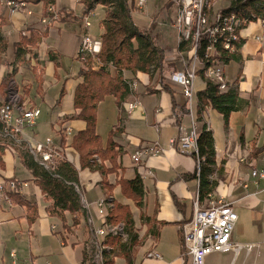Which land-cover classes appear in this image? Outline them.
Instances as JSON below:
<instances>
[{"label": "crops", "instance_id": "1", "mask_svg": "<svg viewBox=\"0 0 264 264\" xmlns=\"http://www.w3.org/2000/svg\"><path fill=\"white\" fill-rule=\"evenodd\" d=\"M51 1L47 6L43 2H25L10 13L0 0V104L5 99L3 85L11 75L17 83L20 100L40 109L36 125L24 127V140L33 137L36 142L41 133H48L54 142H58L59 131L69 128L71 134L64 141V155L79 168V157L70 141L73 134L83 129L84 122L66 116L78 112L73 108V89L80 80L79 71L84 67V61L77 57L81 37L86 32L100 36L105 8L95 7L103 10L98 25L90 23L94 8L88 18L89 26H85L84 5L79 0ZM168 1L155 4L149 22V18L135 14L142 10L137 8L131 13L132 19L141 31H147L155 16L159 34L157 43L166 49L164 44L173 40L178 54L169 56L166 49L167 56L185 57L184 51H178L174 21L166 28L163 26L168 18L160 24L158 21V13L166 8L175 18V3L171 1L167 7ZM48 5L57 14L55 20H52ZM226 6L225 0L215 3L216 8ZM43 19L50 23H43ZM139 19L142 21L138 22ZM239 37L242 43L237 51L238 59L224 62L223 72L229 85L235 83L238 96L245 103L240 110L230 114L226 126L222 115L211 107L202 112V120L197 119V92L205 85L201 74L194 79L190 113L181 87L167 79L173 69L164 67L161 73L163 82L171 86L173 93L161 87L157 73L123 72L130 84L134 82L131 94L120 105L114 97L105 96L95 110L96 131L103 144L107 143L110 130L121 129L112 138L122 152L119 158L121 170L103 176L97 170L79 169L78 188L82 194L83 213L80 223L70 231L62 228L58 218L48 216L47 202L30 171L15 151L6 148L2 155L4 167L0 168V183L3 184L0 189V264H82L85 252H89L92 226L103 221L95 201L110 197L128 204L132 212L139 241L131 264H191V258L181 244L180 227L192 216L193 204L198 200V180L185 179L182 175H192L197 161L194 156L180 151L179 142L181 129L190 132L195 126L199 133L204 123L214 133L215 160L217 168H222V177L209 198L199 202L205 206L210 199H222L230 203L237 214L231 234L233 247L211 253L207 257H215L206 264H264V180L255 181L250 175L254 168L264 170V28L258 20L250 21L240 30ZM21 42L25 44L21 45L22 52L17 58V45ZM132 99L138 101V106L126 112L124 104ZM183 106L185 112L180 113L178 108ZM155 142L162 152L147 156L142 168H137L131 154L139 147ZM102 163L108 165L106 161ZM139 169H149L152 173L142 176L143 217L137 206L123 197L116 184L120 176L135 178ZM10 180L18 182L14 190L36 204L38 215L33 221L27 218V208L14 203L8 196V192L13 191L7 185ZM104 181L112 188L108 189ZM237 245L239 248L235 249ZM151 248L160 254V258L145 257ZM113 264L127 262L116 256Z\"/></svg>", "mask_w": 264, "mask_h": 264}, {"label": "trees", "instance_id": "2", "mask_svg": "<svg viewBox=\"0 0 264 264\" xmlns=\"http://www.w3.org/2000/svg\"><path fill=\"white\" fill-rule=\"evenodd\" d=\"M24 2L50 4L51 0H22ZM84 5L83 13L92 11L96 6L105 8L104 17L101 21L102 33L100 34L101 49L96 54V59L87 57L84 67L79 71L80 80L73 89V108L78 112L66 116V118L80 119L84 122L83 129L73 134L70 146L79 157V168L75 167L67 158L57 161L55 168L46 170L40 166L28 153L22 144L14 145L8 138L0 136V168L4 167L2 155L6 148L15 151L20 162L28 169L35 184L40 188L44 200L47 202L46 213L48 216L60 220L62 228L70 231L72 227L80 223L83 213L81 199L75 186L78 187L79 169L89 168L97 170L105 176L110 173H119L121 164L119 158L121 151L112 142L121 129L116 128L108 133L106 144L102 143L96 131V107L105 96H112L120 105L131 94L130 82L124 78V71H137L158 74L161 87L169 93H173L171 86L163 82L162 70L164 67L173 70L185 69L187 57L179 56L169 58L166 49L157 43L158 28L155 16L153 17L147 31H141L132 19V12L136 9L134 0H79ZM224 1V0H222ZM227 6L221 7L225 13H233L242 22L253 21L260 17L264 9V0H225ZM166 2V6L171 4ZM244 20V21H243ZM244 27V23L241 25ZM33 43V42H32ZM242 41L238 43L240 47ZM21 42L17 45L16 56L22 52ZM188 47L179 45L178 51H185ZM78 57V56H77ZM223 58L227 64L231 60L238 59V53L233 52ZM184 61V63H183ZM112 68V70H111ZM204 88L197 92L198 109L197 119L202 120V112L206 107L217 110L223 117L226 126L232 112L240 110L245 101L237 93L235 83L228 84L225 91L218 90V84L210 78H205ZM4 87V85H3ZM174 110L177 106L174 104ZM180 113L185 108H178ZM3 127L0 121V130ZM60 133V131H59ZM214 133L204 123L197 135V148L199 168L195 169L192 175H182L185 179L197 178L198 200L203 201L209 198L213 192L218 179L222 177V168H217L215 160ZM61 135V134H60ZM60 141L63 142L61 135ZM100 159V162L97 161ZM106 161L108 165L102 162ZM108 189L112 186L104 181ZM121 194L140 210L143 207L144 186L142 178L137 173L135 178L127 179L123 176L116 181ZM8 196L14 203L24 206L29 221H33L37 215V206L25 199L18 191L8 192ZM108 221L111 223L124 222V230L128 233L126 242L117 237H108L105 242L111 247L106 252L108 262L113 264L116 256H121L127 264L132 263L135 247L138 245V232L134 229L132 212L128 204H122L114 200V206L108 214ZM91 251V244L89 247ZM89 252H85V260L89 258Z\"/></svg>", "mask_w": 264, "mask_h": 264}, {"label": "built area", "instance_id": "3", "mask_svg": "<svg viewBox=\"0 0 264 264\" xmlns=\"http://www.w3.org/2000/svg\"><path fill=\"white\" fill-rule=\"evenodd\" d=\"M147 0H135L137 9H142ZM175 3L176 15L174 25L177 31L178 45L188 48L184 51L187 57V65L182 70H172L168 75V81L181 87L185 98V105L191 113L192 98L194 95L193 83L197 75L201 74L204 79H213L218 84L219 91L228 89V83L223 72L224 56L238 51V43L241 41L240 30L242 22L233 13L223 12L221 7H215L219 0H170ZM10 13H14L24 5L22 0H3ZM48 11L52 13V20L57 17L51 5ZM91 11L84 14L85 26H89L88 18ZM264 28V9L260 17L256 18ZM43 23H50L47 19ZM100 36H92L84 33L78 48V57L85 61L87 57L96 59V54L101 49ZM264 58V53H263ZM134 87V82H131ZM5 99L0 104V121L3 124L0 136L8 138L14 145L23 143V146L31 157L46 170L55 168L57 161L65 157L64 144L66 138L71 134L69 128H64L59 135L63 136L54 142L53 138L47 137L43 142L31 143L24 140L22 134L24 127H34L40 115V109L34 105H27L20 100L17 83L11 75L7 78L5 88ZM138 106V101L133 100L124 104L126 112H131ZM198 132L195 126L190 132L181 129L179 149L181 152L196 158L197 169L199 168ZM161 146L155 142L151 145L139 147L131 154V159L137 168H142L147 156H157L162 152ZM100 162V159L97 158ZM138 174L142 176L152 174L151 170L139 169ZM250 175L255 181L264 180L263 169H252ZM10 190L17 189L18 182L10 180L7 183ZM81 202L82 194L75 186ZM0 189L3 184L0 183ZM86 204L85 202L83 203ZM98 215L103 220L97 227L92 226L91 251L89 259L82 264H110L106 257L110 245L105 242L108 237H117L126 242L128 233L124 230V222L111 223L108 214L114 206L113 199L99 198L95 201ZM237 221V214L231 204L222 199H210L207 205H202L199 200L193 204L192 216L185 221L181 227V240L184 251L191 258V264H205V258L214 252H224L233 247L231 234ZM91 224V220L88 222ZM139 241V238H138ZM238 249L237 245L234 247ZM146 258H160V254L151 248L145 253ZM112 264V263H111Z\"/></svg>", "mask_w": 264, "mask_h": 264}, {"label": "rangeland", "instance_id": "4", "mask_svg": "<svg viewBox=\"0 0 264 264\" xmlns=\"http://www.w3.org/2000/svg\"><path fill=\"white\" fill-rule=\"evenodd\" d=\"M160 4V3H162V0H147L146 1V3H145V5H144V7L142 8V10H138L137 12H135V14H137V15H140L139 17H141V16H143L144 18H147V20H148V18H149V20H148V22L150 21V19H151V15L153 14V12H154V10L156 9V6H155V4ZM168 7V6H167ZM164 10V9H163ZM102 11L103 10H101V8H95V10L94 11H92V13H94V16H92L91 17V19H90V23L92 22L94 25H98V21L100 20V16H102ZM167 11V12H166ZM171 11L173 12V11H175L174 10V6H172V8H171ZM172 15H173V13H171L170 14V12L168 11V9L166 8L165 10H164V12H162V13H158V21H159V24L161 23V21L164 19V18H168L167 20H166V23L164 24V28H166V26L167 27H169L170 26V23L171 22H173L174 21V19L172 18ZM91 16V15H90ZM175 17V16H174ZM89 21V20H88ZM139 21H142L141 19H139L138 20V22ZM148 22H147V24H148ZM141 24H144V22H141ZM140 25V24H139ZM145 25V24H144ZM144 25H140V26H144ZM99 30V29H98ZM99 32V31H98ZM89 34H91V35H94V34H92V33H90V32H88ZM96 34H98L97 33V31H96ZM162 44V43H161ZM164 46L166 47V49H167V54L169 55V56H176L178 53H177V45H176V43L173 41V40H169L168 41V43H166V44H164ZM5 86V85H4ZM20 95V94H19ZM21 97V96H20ZM38 121V120H37ZM69 136H70V134H69ZM47 137H51V138H53L51 135H48V133H46V134H42L41 133V135H39L38 136V138H36V142H43L44 140H45V138H47ZM33 137H28V141L29 142H31V143H34L35 141H33V139H32ZM96 208V207H95ZM95 227H97L98 226V224L97 225H94ZM215 256H210L209 258L208 257H206L205 258V264H206V262H208L210 259H212V258H214Z\"/></svg>", "mask_w": 264, "mask_h": 264}]
</instances>
